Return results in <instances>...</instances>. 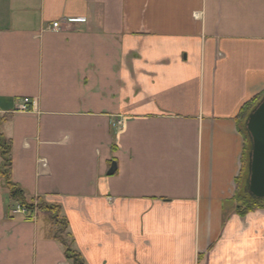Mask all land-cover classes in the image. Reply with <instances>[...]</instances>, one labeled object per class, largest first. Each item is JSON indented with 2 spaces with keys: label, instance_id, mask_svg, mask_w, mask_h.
Listing matches in <instances>:
<instances>
[{
  "label": "crops",
  "instance_id": "obj_1",
  "mask_svg": "<svg viewBox=\"0 0 264 264\" xmlns=\"http://www.w3.org/2000/svg\"><path fill=\"white\" fill-rule=\"evenodd\" d=\"M263 95L264 0H0L12 181L85 264H264V209L234 201ZM13 206L0 177V264H72Z\"/></svg>",
  "mask_w": 264,
  "mask_h": 264
},
{
  "label": "trees",
  "instance_id": "obj_2",
  "mask_svg": "<svg viewBox=\"0 0 264 264\" xmlns=\"http://www.w3.org/2000/svg\"><path fill=\"white\" fill-rule=\"evenodd\" d=\"M263 98L264 95L262 97H256L249 103H246L242 107L239 116L236 118L238 130L244 140L241 170L239 176L235 180L236 189L234 195V201L236 203L235 213L240 217L264 209V199L254 197L249 190V168L250 155L252 152V139L246 127L248 116L260 104ZM8 118L9 115L1 117L0 124L8 120ZM0 161V177L7 188L12 203L26 208L31 213L34 210L35 202L37 201L38 203L36 202V207L39 215L45 217L50 222L52 227V238L62 245L66 258L72 264H85L81 255L74 248V240L68 231V222L65 217L62 216L60 207L58 205L47 204L40 198L32 199L30 201L27 200L24 191L12 181L11 142L4 137L1 131Z\"/></svg>",
  "mask_w": 264,
  "mask_h": 264
},
{
  "label": "water",
  "instance_id": "obj_3",
  "mask_svg": "<svg viewBox=\"0 0 264 264\" xmlns=\"http://www.w3.org/2000/svg\"><path fill=\"white\" fill-rule=\"evenodd\" d=\"M246 126L252 139L249 190L254 197L264 199V99L249 115ZM115 171L112 168L108 175Z\"/></svg>",
  "mask_w": 264,
  "mask_h": 264
},
{
  "label": "built area",
  "instance_id": "obj_4",
  "mask_svg": "<svg viewBox=\"0 0 264 264\" xmlns=\"http://www.w3.org/2000/svg\"><path fill=\"white\" fill-rule=\"evenodd\" d=\"M52 28H53L54 30H58V29L60 28L59 23H54L53 26H52ZM28 105H29V101H25V102L23 103V105L20 106V110H21V111H24V112L29 111V107H28ZM121 125H122V122H121V121H116V123L113 124V127L117 129V128H119ZM16 212H17V213H18V212H21V210L18 208V210H17ZM23 212H24V211H23Z\"/></svg>",
  "mask_w": 264,
  "mask_h": 264
},
{
  "label": "rangeland",
  "instance_id": "obj_5",
  "mask_svg": "<svg viewBox=\"0 0 264 264\" xmlns=\"http://www.w3.org/2000/svg\"><path fill=\"white\" fill-rule=\"evenodd\" d=\"M36 202H37V201H36ZM36 202H35V208L37 209L36 204H37L38 202H37V203H36ZM14 209H15V205H14L13 208H12L11 214L13 213V210H14ZM36 214L39 215V212L37 211ZM22 216H24V217L26 218L25 215H22ZM39 216H40V215H39ZM48 222H49V221H48ZM60 235H61V234H60ZM66 237H67V236H66Z\"/></svg>",
  "mask_w": 264,
  "mask_h": 264
},
{
  "label": "bare ground",
  "instance_id": "obj_6",
  "mask_svg": "<svg viewBox=\"0 0 264 264\" xmlns=\"http://www.w3.org/2000/svg\"><path fill=\"white\" fill-rule=\"evenodd\" d=\"M243 138V137H242Z\"/></svg>",
  "mask_w": 264,
  "mask_h": 264
}]
</instances>
